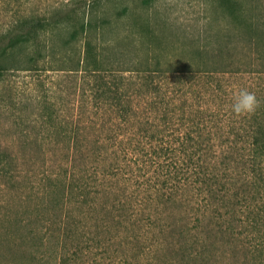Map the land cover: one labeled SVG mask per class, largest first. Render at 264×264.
I'll use <instances>...</instances> for the list:
<instances>
[{
	"label": "trees",
	"instance_id": "16d2710c",
	"mask_svg": "<svg viewBox=\"0 0 264 264\" xmlns=\"http://www.w3.org/2000/svg\"><path fill=\"white\" fill-rule=\"evenodd\" d=\"M220 1L244 17L242 0ZM98 17H84L60 47L59 24L26 18L0 47V83L18 71L54 79L41 101L47 133L24 140L37 152L0 153V193L34 204L15 221L0 205V226H13L5 234L40 228L48 239L57 229L63 241L79 232L87 242L59 264H127L108 255L112 239L149 253L148 264H215L214 251L227 244L264 260L262 57L245 69L225 46L200 44L193 61L132 56L136 40L94 35L107 27ZM242 89L258 105L236 114Z\"/></svg>",
	"mask_w": 264,
	"mask_h": 264
},
{
	"label": "rangeland",
	"instance_id": "374dc122",
	"mask_svg": "<svg viewBox=\"0 0 264 264\" xmlns=\"http://www.w3.org/2000/svg\"><path fill=\"white\" fill-rule=\"evenodd\" d=\"M242 3L244 17L237 20L220 0H0V47L9 41L21 21L31 17L59 24L53 38L60 47L70 29L79 25L84 17L94 15L99 16V20L105 18L107 26L104 33L99 31V36L94 32L98 38L103 35L105 40L121 45H127L132 39L137 41L138 49L132 56L162 54V58L187 62L195 58L192 49L196 44L225 46L228 56L246 69L256 55L262 57L264 64V0H242ZM252 38L255 44L250 43ZM57 55L60 56V52ZM53 74L50 78L56 77ZM40 77L18 71L0 83V153L7 150L22 155L37 152L33 144L25 147L24 140L41 139L46 135L41 101L47 91L45 83L53 85L54 79L47 83L44 80L47 76ZM25 166L28 168L27 164ZM21 203L18 195L0 193V205L13 212L10 217L14 221L19 215L15 213L17 210L33 209V203ZM26 215L31 221L35 218L32 214ZM9 223L6 221L0 226V264H59L60 255H72L74 246L87 242L79 232L62 241L57 229L48 239L39 238L41 229L36 230V224L31 225L36 230L35 235L25 228L10 237L5 234L13 228L8 227ZM105 239L108 238L103 236L100 241ZM64 241L68 251L61 250ZM89 244L96 253L100 251L97 240ZM104 245L108 255L116 259L123 256L127 264H148L149 253L139 252L132 243L121 247L117 239H112ZM222 250V253L214 251L215 264H264V260L252 261L246 247L227 244ZM152 264H166V261Z\"/></svg>",
	"mask_w": 264,
	"mask_h": 264
},
{
	"label": "clouds",
	"instance_id": "9594fccd",
	"mask_svg": "<svg viewBox=\"0 0 264 264\" xmlns=\"http://www.w3.org/2000/svg\"><path fill=\"white\" fill-rule=\"evenodd\" d=\"M258 105V100L255 93L242 89L236 95L234 103L232 104V110L236 114L251 113Z\"/></svg>",
	"mask_w": 264,
	"mask_h": 264
}]
</instances>
